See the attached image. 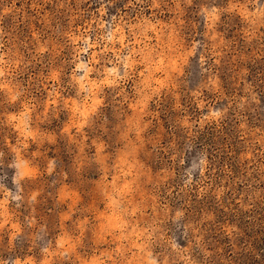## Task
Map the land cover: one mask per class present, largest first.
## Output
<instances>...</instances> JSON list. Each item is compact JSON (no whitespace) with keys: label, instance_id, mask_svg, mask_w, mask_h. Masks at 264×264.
Masks as SVG:
<instances>
[{"label":"rangeland","instance_id":"374dc122","mask_svg":"<svg viewBox=\"0 0 264 264\" xmlns=\"http://www.w3.org/2000/svg\"><path fill=\"white\" fill-rule=\"evenodd\" d=\"M0 264H264V0H0Z\"/></svg>","mask_w":264,"mask_h":264}]
</instances>
